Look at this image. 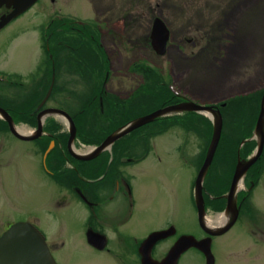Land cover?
<instances>
[{"label": "rangeland", "instance_id": "1", "mask_svg": "<svg viewBox=\"0 0 264 264\" xmlns=\"http://www.w3.org/2000/svg\"><path fill=\"white\" fill-rule=\"evenodd\" d=\"M155 2L159 4L156 6ZM53 10L81 20L97 19L103 30L111 29L110 23H114L117 32L127 34L124 39L128 36L135 39L125 41L121 55L109 56L112 64L107 88L124 97L142 81L138 74L130 71L131 64L144 60L155 65L157 74L163 79L164 74L170 72L177 88L201 102H214L211 100L264 87V0H56L47 5L41 0L0 30V69L20 74L24 82H30L26 79L28 73L42 53L39 26ZM129 15L136 21H125L130 19ZM154 17H161L171 30L163 54L157 53L147 38ZM117 32L111 36H117ZM111 36L108 33L102 36L106 49L112 48ZM248 45L253 51L244 53ZM61 67L57 64L55 70L58 74L63 73ZM63 76V79L58 78V84L66 82L62 87L84 89V84L79 86L74 82L77 76ZM193 78H208V81H203L201 88L196 90V85L190 84ZM37 79L32 84L36 98H40L47 89L44 80L48 81V78L43 74ZM51 92L52 95L55 93L53 89ZM257 93L260 97L261 88ZM59 94L60 91L54 96ZM55 105L53 100L45 103V107ZM51 116L60 124V134L65 137V142V121L57 114ZM192 116L186 113L178 120L188 124L193 121L192 126H200L202 138L178 123L170 127L164 125L158 136L153 128L151 142L154 152L126 170L131 182V196L129 198L126 193L124 199L118 197L117 203L125 210L123 217L130 218V221L124 225L120 241L108 233L107 249L112 252L97 250L86 242L87 210L84 205L72 197L70 189L66 190V182L51 179L42 166L41 155L36 150L31 152V141L18 139L10 132L4 134L1 141L0 224L6 220L33 223L45 235L57 264H123L117 259L118 243L134 247L136 241L147 237L149 232L168 225L174 226L177 234L200 232L192 202L193 183L198 172V157L208 135L207 126L204 130L201 121ZM111 118L107 122L104 119V122L109 123ZM114 119L117 121L119 117ZM20 123L18 128L31 126ZM231 124L227 123L225 130L233 133ZM242 126L245 127V122ZM248 130L249 124H246L245 131ZM138 132L141 129L118 141L114 149L140 144L144 138L137 135ZM82 143V140L76 141L78 150L83 147ZM70 145L75 150L73 141ZM180 153L188 155V164L180 158ZM228 162L227 156L225 161L218 160L210 178L213 179L218 170L226 174ZM261 181L264 183V172ZM260 189H255L250 202L254 197L253 201L264 209V193ZM64 196H67L66 200ZM2 227L4 229V223ZM244 227L245 221L240 219L228 232L214 239L211 246L214 264H234L237 247L241 250L240 264H264V246L253 245V238ZM172 241L173 238H169L161 244L164 248ZM182 264H204L203 257L195 249H189Z\"/></svg>", "mask_w": 264, "mask_h": 264}, {"label": "flooded vegetation", "instance_id": "2", "mask_svg": "<svg viewBox=\"0 0 264 264\" xmlns=\"http://www.w3.org/2000/svg\"><path fill=\"white\" fill-rule=\"evenodd\" d=\"M55 1L56 0H44V4L47 5V3L48 4L54 3ZM158 4L159 3L155 2L156 6ZM10 11L11 9L9 8L1 7L0 18L3 15L8 14ZM53 12H60V11L53 10L52 13ZM129 17H130L129 20H125L124 18H122L121 20L130 21V22L136 21V19H131V15H129ZM95 20L96 22H99L97 19ZM61 23L64 22L61 21ZM110 25L112 27L111 28L112 31L111 29H106V30L100 29L101 40L103 34L108 33L111 36V34L117 32V29L113 27L114 23H110ZM113 29H115L116 31H113ZM125 34L122 35L121 33L117 32V36H111L112 48L110 47V49H106V47L104 46V49L106 50L109 56L112 57V56L121 55L122 49L125 48L124 47L125 41L135 40L132 36L130 37L128 36L127 39L126 38L124 39L123 36H125ZM147 38L150 41V35H148ZM41 59H42V53L38 61H36L33 70L29 74H34L38 70ZM46 67H47L46 64H42V76L43 74L47 75ZM0 71L7 72L4 69H0ZM61 71L65 73L64 67H61ZM7 73L9 74L10 72ZM26 79L27 81L30 80V82L29 83L22 82L21 84L22 89H20L27 96L26 98L24 96L25 98L24 100L18 97V94L16 92L19 89H17V87H15L14 84L12 83L2 84V82H0V104L1 101L4 100V103H6L7 105L9 104L11 106L8 107V109L15 121L18 119V117L14 114L16 112L12 110V105L16 106V104H28L27 102L31 100L33 96V92H35V88L33 87L34 85L32 84L34 83V79L32 77ZM44 81H45L44 83L47 84V81L46 80ZM261 89H263V91L259 97L260 104L262 100V95L264 93V87H262ZM108 91L114 96L116 95L118 97H121V95L118 92L115 93L114 90H108ZM45 103L44 106L41 108L45 107ZM35 120L37 122V118H35ZM3 123H5V120L0 116V151L2 150V142H1L2 137L4 134L9 132V129L3 130L2 127ZM149 128L143 129L141 132L137 133V135H139L142 138H144V136L147 137V142L149 143V146L148 143L145 141V139H142L140 144H137V146H132V148L123 147L119 149L110 148L109 151L103 150L101 153H99L89 161L75 160L68 153L66 148L67 141L64 142V136L60 135V132L59 134H55L54 132H47L44 128V131L41 136L29 140L31 141L30 146L31 148H33L31 152L36 150L41 155L42 166L44 170L47 172V174L53 177V178L51 177V179L59 178L58 181H60L61 183L63 181L66 182V190L70 189V192L73 193L72 197L77 198L78 201H80L86 208L87 225H86L85 233L88 230H93L102 233L106 236L107 243L103 247V249H98L90 245L86 240V242L90 246H92L97 250H108L109 252H112L111 250L107 249L109 245V238L107 236L108 233L110 232L114 234V240L120 241L121 240L120 235L124 233V225L130 221V218L123 217L125 210L124 208H120L118 206L119 205V203H117L119 200L118 197L120 199H124L126 193L128 194L129 198L131 196L130 195L131 182L128 179L129 174L126 172L128 167L137 164L140 161L145 160L146 158L149 157L151 153L154 152L151 142L152 132L149 130ZM51 141H53L54 147L44 158V154L47 149L44 148V145L50 144ZM115 150H118V153H116ZM224 151H228V150L224 149ZM256 151H257L256 145L251 147V149L243 148L242 146H240L237 148L236 156L239 155L240 158L246 159L248 156L255 154ZM180 158L186 164L190 162L188 155H184V153L183 154L180 153ZM263 172H264V145L260 155L247 170L246 175L242 181V185L236 191L237 213L235 217L233 216L234 213L230 212V216L229 215L224 216L222 223L213 224V227L211 226L212 232H218L219 230L222 229H224V231L219 234H210L205 230V226H204L203 229L200 228V232H197L195 234L193 233L177 234V229L172 225H168L166 228H163L161 230L172 229L173 233L167 237L159 239L157 242L153 244V246L150 249L151 261H149L147 264L163 263V261L166 260L167 258L166 255L168 254L170 249L174 247L178 238L182 236L181 234L183 235L190 234L197 240H201V239H203L204 241L208 240L210 242V252H211V246L213 244L214 239L228 232L238 220L240 221V219L242 220V222L245 221L244 231L250 234L251 237L253 238L252 244L253 245L258 244L264 246V209L260 208L253 201L254 197L250 202V199L253 196L255 189H257L258 187H260L261 188L260 190H262V192L264 193V183L261 181V176ZM205 182L207 183L206 186H205L206 184ZM226 183H227L226 181L214 182L212 180H206L204 177V183H203L204 216H205V212L207 211L213 212V215H215L217 212H220L218 211V209L214 208V206L218 203L223 202V199L225 201L224 202V208H225L226 206L225 195L228 192L230 181L228 185H226ZM211 187H213L217 193L213 195H209L208 191L209 188ZM225 187L227 188L224 189ZM66 197L67 196H64V200H66ZM209 199H211L212 201H210ZM192 202L193 205L195 206L193 196H192ZM112 205L114 206L113 208L110 207ZM230 222H232L231 225L225 228ZM3 223L5 226L4 229L2 227ZM3 223L0 224V234L13 222L6 220ZM106 230L108 231L106 232ZM151 232H149V234ZM144 238H140L139 240H137L135 246L131 248L125 247L121 245V243L117 242L118 245L116 248L117 249L116 253H117L118 261L120 260L121 263L123 264H146L143 262L141 258V254L139 252L140 242ZM169 238H173V241L168 246L163 248L161 243H164V241H166ZM50 247L51 246H49V249ZM183 248L180 249L178 252H176L175 256L169 258L168 264H182V259L189 249H195L203 257L204 264H208L210 262V256H207L204 252H202L198 248L194 246L188 248L183 247ZM240 252L241 250L239 249V247H237L234 252V258H235L234 264H240ZM213 264H214V257H213Z\"/></svg>", "mask_w": 264, "mask_h": 264}, {"label": "trees", "instance_id": "3", "mask_svg": "<svg viewBox=\"0 0 264 264\" xmlns=\"http://www.w3.org/2000/svg\"><path fill=\"white\" fill-rule=\"evenodd\" d=\"M54 34L55 37L53 38V48L50 47V49H46L42 42L43 56L40 61L38 70L35 73L38 74L40 71H42V64H46L47 66V64H51L52 61L57 62V64L60 66L61 64H64L63 67L65 73L63 74H58L57 70L53 71L49 69L47 71L49 82H52L54 84L52 89L53 91H55L53 95L51 92L50 98L51 100H54L57 103L58 107L66 110L68 114L73 118L76 124L78 136L84 143H100L108 133H110L115 128L123 125L130 119L151 112L152 110L158 107H162L168 104L184 100L183 97L177 95L172 91L169 81H167L165 78L163 79L162 75L160 76L157 74V68L150 66L144 61L140 63L133 62L129 69L131 72L138 74L142 78V86H139L140 88H137L133 92L132 97H130L128 100H125L120 104L116 105L111 103V95H101V100L103 102V108L101 109L99 105L100 84L102 82L103 73L106 66V60L102 55L100 56V52L99 54L97 50L93 49L89 45L90 41L97 42V40L94 38L95 32L93 31L87 36V42H85L84 39L81 38L83 35H87L85 31L79 32V37L72 39L73 42L76 44H79L80 40H82L84 44L79 47L80 53L76 54L74 57L69 55L68 49L67 51L63 50V52L57 53V45L59 40L56 36H59L60 33L55 32ZM91 35H93L92 38L90 37ZM83 67L87 68L88 72L85 73L83 71ZM94 71L96 73V76L99 77V79H97L96 81L92 78V76H90V72ZM69 74L77 76L78 79H75L74 82L77 84L79 83V85L80 83L84 84V89L79 91L78 87H64V89H62L63 91L65 90L64 94H60V96H54L56 94V91L58 90L56 86L62 87L61 85H63V83L66 84V82L64 81L61 82L62 84H58V82L60 81L58 80V78H60L59 76H61V79H63V75ZM95 82L97 83V88L94 90L92 89V86H94ZM18 88L20 87L18 86ZM91 90L92 92L90 93ZM45 91L46 90H44V93ZM259 94L256 91L248 95L233 97L226 101V105H217L222 114L223 127L221 137L217 145L207 177L211 174L210 172L217 164V161H225L226 156L227 160L229 161V169L226 174L223 173V170L221 172H219V170L216 171L215 174H213L212 176L215 182L226 181V185H228L233 173L234 164L236 162L237 148L240 144V141L246 137H249L252 133L258 112ZM18 96L19 98H24V96L25 98L27 97L25 93H22L20 91H18ZM37 100L38 99L36 98L35 92L31 100L29 101V104H16V106L12 105V110L16 112L14 114L18 118L22 117L19 118L21 120H27L25 117L33 119L34 115H32L30 112L35 106ZM1 105L6 106L4 100L1 101ZM187 113L192 114L195 119L201 121V124H203L204 126V130L205 126H207L206 135H208V138L206 139L204 149L201 153V158L199 162L201 163L211 137L212 124L207 117L201 114H197L194 112ZM185 114L186 113H183L181 116ZM109 117H112L111 121H109V123H106ZM115 117H119V119L116 121L114 119ZM178 118H180V116L176 115L158 118L151 124L142 126L132 132H136L139 129H148L150 127L149 130L151 132L153 131V128H156L154 132L156 134H160V132L164 130H161L164 125H166V127H170L172 124L178 123V125H181L186 129L192 130L199 137L202 136L203 132L200 126L198 127L195 124H193L194 126H191V123L193 121H190V123L188 124L186 122H183L182 120H178ZM104 119H106V122H104ZM246 119H250V121H246ZM240 121L241 123H239ZM244 122L245 127L246 124H249L248 131H245V127L242 126ZM227 123H232L231 128L234 131L233 133L237 132L236 134H233L231 131L228 132L227 130H225V127L227 128ZM235 124L237 127L235 126ZM235 127L237 128V130H234ZM47 129L50 132L56 131V128L53 124H49ZM65 136L67 137V134H65ZM144 139L147 142V137L144 136ZM254 145L255 141L249 140L246 141L242 145V147L251 149V147H253ZM224 149H227L228 151L225 152ZM226 188L227 187H225L224 189ZM209 191L210 194L217 193L213 187L209 188ZM209 200L212 201L211 199ZM222 206L223 202L216 204L214 208L220 210Z\"/></svg>", "mask_w": 264, "mask_h": 264}, {"label": "water", "instance_id": "4", "mask_svg": "<svg viewBox=\"0 0 264 264\" xmlns=\"http://www.w3.org/2000/svg\"><path fill=\"white\" fill-rule=\"evenodd\" d=\"M36 0H0V7L5 5L6 7H12L11 13L0 22V28L6 24L12 17L22 13L28 7H30ZM168 39V30L165 27L163 21L160 18H155L151 30V45L155 51L159 54H163L165 51L166 42ZM224 105V104H222ZM182 112H198L209 117L212 122V133L209 144L207 146L203 162L197 172L193 195L194 202L197 209V217L199 225L201 228L205 226V230L210 234H219L224 231V229L218 232H212L206 223L204 224V199H203V180L207 173V170L213 159L217 144L220 139L223 119L219 108L212 105H204L195 103L193 101H182L179 103L167 105L154 110L151 113L137 117L125 125L121 126L111 134L105 137V139L98 145L95 146L92 151L88 154H78L71 149V141L75 136V125L72 118L63 110L57 108H48L41 111L38 114V119L42 114H59L66 117L70 123V135L68 138V150L70 154L79 160H90L99 154L102 150L111 146V144L119 139L120 137L128 134L133 129L140 127L146 123L153 121L154 119ZM212 116H211V115ZM0 115H2L8 122L11 132L22 139H32L39 136L41 133V122L38 121V128L34 135L19 133L13 124L10 115L3 108L0 107ZM257 139V151L252 154L249 158L241 160L238 157L232 179L230 182L229 191L226 195L228 200L225 211H231L235 217L237 213L236 205V190L238 184L243 180L247 169L254 163L257 157L260 155L263 145H264V93L261 100L260 111L254 126L253 134L249 139ZM243 140L241 144L244 142ZM49 150V149H48ZM47 150V151H48ZM231 213V214H232ZM234 221V219H233ZM232 222H230L225 228L229 227ZM172 229L159 230L150 233L140 244L139 252L144 263L151 261L150 259V249L155 242L159 239L169 236L172 234ZM96 236L98 239L94 238ZM86 239L92 246L102 249L105 246L106 240L105 236L94 232L93 230H88L86 232ZM197 240L191 235H182L176 241L174 247L170 249L166 257L172 258L176 255L183 247L194 246L203 251L207 256H212L210 252V242L205 240ZM184 249V248H183ZM148 260V261H147ZM0 264H57L53 258L49 247L45 241L43 234L31 223L25 221H19L11 224L1 235H0ZM208 264H212V258Z\"/></svg>", "mask_w": 264, "mask_h": 264}, {"label": "bare ground", "instance_id": "5", "mask_svg": "<svg viewBox=\"0 0 264 264\" xmlns=\"http://www.w3.org/2000/svg\"><path fill=\"white\" fill-rule=\"evenodd\" d=\"M263 17H264V14H263ZM262 21V20H261ZM248 50V52H250V51H253V49H252V47H250L249 45H248V49H246L245 51H244V53L246 52ZM248 52H247V54H248ZM264 58V57H263ZM193 66V65H192ZM194 67V66H193ZM207 68V70H208V67H206ZM204 69H205V66H204ZM203 81H205V83H207L206 81H208V78H207V80H201V79H196V78H193V80H192V83H191V81H190V84H192V85H196L195 87H196V90H197V88H201V86L203 85ZM197 84H199V85H197ZM233 95V94H232ZM227 97V96H226ZM223 98H225V97H223ZM223 98H220V99H223ZM220 99H217V100H220ZM217 100H211V101H217ZM211 115V114H210ZM212 116V115H211ZM64 120H66L65 118H64ZM16 130L18 131V132H20V133H29V131H30V129L29 128H27V127H25V126H21V127H19V128H17L16 127ZM47 148H49V146L47 145ZM223 219H224V215L223 214H218V215H216L215 216V218L214 219H208L207 220V222L209 223V224H220V223H222V221H223ZM94 238H96V239H98L96 236H93ZM169 258L170 257H168V258H166V260L165 261H163V263H161V264H168V262H169Z\"/></svg>", "mask_w": 264, "mask_h": 264}]
</instances>
